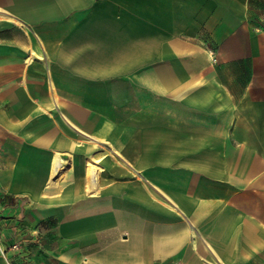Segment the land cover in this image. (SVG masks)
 Returning <instances> with one entry per match:
<instances>
[{
  "label": "crops",
  "instance_id": "1",
  "mask_svg": "<svg viewBox=\"0 0 264 264\" xmlns=\"http://www.w3.org/2000/svg\"><path fill=\"white\" fill-rule=\"evenodd\" d=\"M0 237V264H264L258 0H0Z\"/></svg>",
  "mask_w": 264,
  "mask_h": 264
},
{
  "label": "rangeland",
  "instance_id": "2",
  "mask_svg": "<svg viewBox=\"0 0 264 264\" xmlns=\"http://www.w3.org/2000/svg\"><path fill=\"white\" fill-rule=\"evenodd\" d=\"M258 6L264 11V0H258Z\"/></svg>",
  "mask_w": 264,
  "mask_h": 264
},
{
  "label": "built area",
  "instance_id": "3",
  "mask_svg": "<svg viewBox=\"0 0 264 264\" xmlns=\"http://www.w3.org/2000/svg\"><path fill=\"white\" fill-rule=\"evenodd\" d=\"M0 242H1V237H0ZM11 248H12V249H18V248H19V244H18V243L13 244V245L11 246ZM10 264H14V263H10Z\"/></svg>",
  "mask_w": 264,
  "mask_h": 264
}]
</instances>
